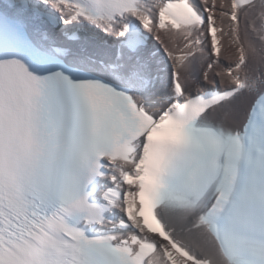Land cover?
I'll use <instances>...</instances> for the list:
<instances>
[{"label": "snow or ice", "instance_id": "obj_1", "mask_svg": "<svg viewBox=\"0 0 264 264\" xmlns=\"http://www.w3.org/2000/svg\"><path fill=\"white\" fill-rule=\"evenodd\" d=\"M0 264H264V0H0Z\"/></svg>", "mask_w": 264, "mask_h": 264}]
</instances>
